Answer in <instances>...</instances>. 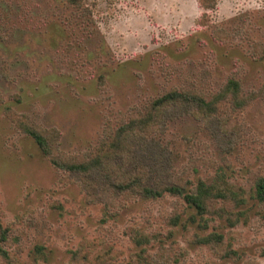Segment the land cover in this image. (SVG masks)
<instances>
[{
    "label": "rangeland",
    "instance_id": "1",
    "mask_svg": "<svg viewBox=\"0 0 264 264\" xmlns=\"http://www.w3.org/2000/svg\"><path fill=\"white\" fill-rule=\"evenodd\" d=\"M85 2L82 19L68 0H0V224L15 242L0 264H264V59L251 55L264 44V0H219L210 22L236 36L229 44L199 25L198 0ZM233 76L260 97L227 109L228 136L184 117L163 138L177 177L204 197L230 193L222 216L168 195L90 204L5 114L58 128L61 150L79 155L172 90L210 100ZM213 234L221 246H207Z\"/></svg>",
    "mask_w": 264,
    "mask_h": 264
},
{
    "label": "trees",
    "instance_id": "2",
    "mask_svg": "<svg viewBox=\"0 0 264 264\" xmlns=\"http://www.w3.org/2000/svg\"><path fill=\"white\" fill-rule=\"evenodd\" d=\"M68 3L82 19L91 16L85 0H68ZM198 4L203 11L199 25L210 28L214 41L221 44L237 41L235 35L210 22L209 13L217 9L219 0H198ZM252 49L254 58L264 59V44H257ZM6 79L0 70V81ZM259 97L257 92L246 93L236 76L230 77L210 100L198 90H172L144 110L133 111L130 119L118 129L105 132L94 150L79 155L61 150L62 132L58 128L43 129L29 116L10 107L5 109V114L15 126L36 141L56 168L68 174L66 185L78 184L90 204H101L106 210H112L116 205L115 199H118L117 202L139 198L158 200L168 195L191 200L189 202L201 216H214L221 215L223 209L219 208L218 202L228 201L230 193L204 197V192L197 186L193 187L189 179L177 177L173 150L163 138L171 121L191 117L219 142L221 136L230 134L224 116L227 109L243 110ZM256 195L264 204V177H259ZM11 238L10 227L0 224V259L7 263H10V251L15 245ZM223 239L221 234H213L204 241L209 247H219Z\"/></svg>",
    "mask_w": 264,
    "mask_h": 264
}]
</instances>
